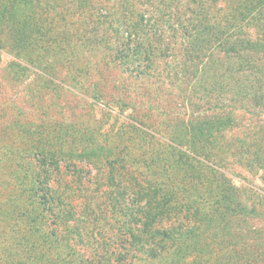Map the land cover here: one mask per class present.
Wrapping results in <instances>:
<instances>
[{
	"label": "rangeland",
	"instance_id": "374dc122",
	"mask_svg": "<svg viewBox=\"0 0 264 264\" xmlns=\"http://www.w3.org/2000/svg\"><path fill=\"white\" fill-rule=\"evenodd\" d=\"M40 1L48 4L42 7L44 12L54 17L50 28L39 25L46 34L44 52L35 50L24 61L21 57L26 54L19 52L15 35L0 43V129L8 126L0 138L19 148L22 156L10 147L0 163V264L5 259L3 238L14 217L28 210L44 213L42 206L32 207L20 193L18 183L29 175L17 170L16 164L24 163L22 148L42 140L49 145H73L76 152L77 145L84 147L86 156H77L85 179L81 187L94 196L111 188L115 198L118 188L123 191L131 181L118 176V183L112 182L111 161L132 156L138 170L149 174L154 168L149 161L151 157L157 161L160 151L168 150L167 157L161 156L169 163L163 164L172 165L174 149L167 141H195L196 137L200 144L203 137L210 147L214 143L219 147L217 152L230 174L228 183L243 194L249 210L254 212L253 206L263 213L264 168L243 147L240 135L257 141L255 135L264 129V103L253 92L239 94L232 69H242L248 62L244 54L237 62L228 56L233 42L239 48L240 40L264 43L255 39L264 35V21L258 20L256 12L260 0ZM238 5L247 11L246 17H233ZM18 10L12 12L14 17L20 15ZM234 19L242 28L235 27ZM249 49L246 53L262 59L257 65L264 68V50ZM252 69L251 78H255L260 71ZM241 76L244 82L245 71ZM233 109L238 126L214 123L220 120L214 113ZM129 192L122 197L128 204L135 201ZM75 199L76 209L82 212L80 198ZM106 217L115 225L126 218L111 207ZM255 227L264 228V217H248L247 230ZM221 241L230 248L224 236ZM74 243L60 245L57 258L65 259L68 251H88L87 245ZM248 250L238 248L242 254ZM36 253L40 255L39 250Z\"/></svg>",
	"mask_w": 264,
	"mask_h": 264
},
{
	"label": "trees",
	"instance_id": "16d2710c",
	"mask_svg": "<svg viewBox=\"0 0 264 264\" xmlns=\"http://www.w3.org/2000/svg\"><path fill=\"white\" fill-rule=\"evenodd\" d=\"M21 1L16 5L14 0H0V43L15 35V44L21 48L19 52L26 54L21 59L26 61L35 50L40 54L44 52L46 46L42 44V39L46 34L39 25L49 27L54 17L44 12L43 6L48 4L40 0ZM239 6L234 10L233 17L236 19L238 15L245 16L247 12ZM16 8L20 15L14 17L12 12ZM256 12L260 15L258 20L263 22L264 0H260ZM235 23V27L242 28L239 21ZM55 26L61 25L55 22ZM255 39L263 43L264 35ZM233 43L228 48L230 61L233 59L237 62L244 54L248 62V67L242 64V69H232L233 75H237L234 78L235 87L241 91V96L244 91H250L256 94L258 102L264 103V68L257 65L262 59H252L254 54L249 51L246 53L247 48L264 50V43L240 40L242 48ZM252 68L260 71L259 75L255 74V78H251L254 77ZM244 71L246 80L243 82L239 79ZM244 95L247 96L246 93ZM223 113L213 114L220 119L214 122L216 125L219 122L221 125L229 124L230 128L238 126L236 110ZM7 128L6 125L2 126L0 133L8 131ZM240 137L243 147L264 168V129L255 135L257 141L254 143L247 141L244 133ZM201 138L200 144L196 137L195 141H167L174 149L170 162L172 165L163 164L168 160L161 155L167 157L168 150L160 151V155L156 156L160 165L151 157L148 166L154 168L149 174L138 170L136 158L132 156L127 161L126 157H118L114 163L111 161V181L118 183V176L121 181H131V186L125 187L123 191L118 188V196L115 198H112L114 192L111 188L102 191L103 195L99 193L101 196H94L88 195V191L81 187L85 179L77 156H86L82 151L84 147L77 145L79 152H76L73 151V145H49L42 140L22 148L24 163L17 161V170L24 169L29 178L25 182H17L20 193L27 197L32 207L42 206L44 213L28 210L14 217L3 238L6 250L2 263L264 264V228H246L248 217L260 220L264 217V211L261 213V209L253 206L254 212L249 210L250 206L245 203L243 194L228 183L227 176L230 174L217 152L219 147L216 148L214 143L212 148L208 141ZM187 142H190L189 146ZM10 147L14 148L12 153L21 156L20 149L2 137L0 163H4L1 160L11 151L8 149ZM157 167H161V170ZM14 180L18 181L19 177L14 176ZM130 190L135 201L128 204L122 197L125 199ZM2 194L0 190V196ZM102 196L105 200L101 199ZM76 197L80 198L79 207L84 206L82 212L76 209ZM107 199L110 202H106ZM110 207L122 213L126 217L125 222L112 224L106 217ZM80 214L85 215V219H80ZM21 219L27 221V224L21 223ZM65 227L68 229L65 230ZM108 231L112 232L111 235ZM222 236L226 238L229 249L223 245ZM71 240L76 244L87 245L88 251H68L65 252V259L57 258L59 246L63 243L67 245ZM238 248H249L253 252L248 250V253L242 254ZM36 250L40 251V255L34 254Z\"/></svg>",
	"mask_w": 264,
	"mask_h": 264
}]
</instances>
